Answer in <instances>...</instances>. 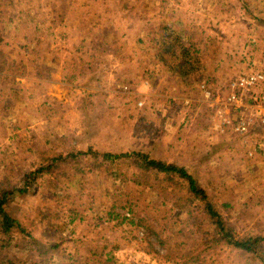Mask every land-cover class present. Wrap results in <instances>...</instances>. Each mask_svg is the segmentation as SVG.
Wrapping results in <instances>:
<instances>
[{"label": "rangeland", "instance_id": "374dc122", "mask_svg": "<svg viewBox=\"0 0 264 264\" xmlns=\"http://www.w3.org/2000/svg\"><path fill=\"white\" fill-rule=\"evenodd\" d=\"M0 53V180L12 183L5 209L25 228L14 237L21 260H40L38 240L58 245L39 264H264V240L241 251L220 239L208 208L234 242L264 239V160L249 150L258 131L219 128L229 82L263 60L264 0H0ZM92 150L144 151L204 193L59 158ZM52 156L53 175L32 176ZM130 202L140 222L110 221Z\"/></svg>", "mask_w": 264, "mask_h": 264}, {"label": "trees", "instance_id": "16d2710c", "mask_svg": "<svg viewBox=\"0 0 264 264\" xmlns=\"http://www.w3.org/2000/svg\"><path fill=\"white\" fill-rule=\"evenodd\" d=\"M1 55V53H0ZM70 156V159L68 158ZM68 157L66 156L64 159L61 158V162H68L69 161V166L72 167L71 163H75L78 161H81L80 165L85 163L84 165L88 166L93 162L99 163L96 166V169L99 170H104L108 171L109 168H112L113 165H123L129 172L131 178L133 179L132 181H141L143 178L144 180L147 181L146 177L150 173V175L154 178V182L152 181V185L150 186L151 188L154 189H161V182L163 181H168L173 184L174 188L180 190V192H186L190 194L191 196H199L202 195L204 192L198 185V181H196L184 168L174 166V165H168L162 161H156L152 157H150L148 154H146L144 151H132V152H125V153H118V154H108V153H99V152H94L93 150L90 151V153H84V152H76L74 155H69ZM90 157L91 159L88 160L84 159V157ZM82 157V158H81ZM68 158V159H67ZM81 158V159H80ZM44 163L39 165L38 170L32 175L36 174H44V172H47L50 175H53V162L54 164L57 161V157L52 156L51 158L44 159ZM48 164V165H47ZM120 168H124L122 166H119ZM71 169V168H70ZM83 174V179L85 182L87 181V178H84V176H87L89 174ZM63 175L68 176V173L65 171L63 172ZM24 184L25 187L28 188V186L33 185L32 178H29V175L23 176ZM141 184V182H139ZM144 183V182H142ZM147 183V182H145ZM139 184V185H140ZM12 185V183H10ZM5 179L0 180V264H27V262L21 260L19 253H17V249L19 250L18 246L15 244V235L17 233H24L25 228L23 227V224L19 222L17 219L13 218L7 211L6 207L10 203V198H13L15 195V192L10 189V186ZM22 190L21 192H23ZM163 191H165L163 189ZM176 191V190H175ZM172 195L175 193L171 192ZM194 194V195H193ZM84 195L80 196H75L74 198V204L76 205V200L77 202H80L83 200ZM185 197L190 204L193 203V198L183 196ZM79 198V199H78ZM171 196H166L167 201H171L170 199ZM183 198H180L177 196L176 202L174 206H176L179 209V212L182 210L186 211L188 208H186L185 201H182ZM195 200V198H194ZM83 208L81 211L83 212L80 216V220H83V216L86 217V210L84 208L86 207L85 205L82 206ZM130 210L126 212L127 214L124 215V217H121V213H119L116 209L109 214L110 221L113 220H118L119 218L122 220V224L124 222H130L132 226H135L138 222L141 221V218L135 214H133L132 210L134 208V205L130 202L129 206ZM211 215L216 218V223L220 226V233L222 237L220 239L222 240H228L231 245H234L238 247L239 249H242L241 251H247L249 253L255 252V247L259 242L263 241L264 239L256 238L255 241L256 243L252 244H243L241 242H234L233 240V231L229 229L226 225H224L222 221V216L211 206H208ZM126 207L124 206L121 208L122 211L125 212ZM119 210V209H118ZM65 212L63 216H60L58 220H52L50 222H45L44 219L47 218L45 217L43 219V224H45L48 228L53 227V225L60 221L61 219L64 220L66 218ZM46 215V214H45ZM69 217V216H68ZM113 217V218H112ZM176 219L173 222V224L178 222V217L179 214L175 216ZM75 220H73L74 222ZM121 224V225H122ZM158 225V226H157ZM161 224L157 223H149L150 230H153L155 226L158 228ZM162 227V226H160ZM149 231V230H148ZM163 231V230H162ZM34 245H36V248H33L37 252V258L40 259L36 264L41 263V258L42 254H44V248H45V253L48 252L49 250H53L55 252V249H57V243L53 244H46V246H43V242L36 240V242H33ZM32 245V244H31ZM53 246L54 248H51ZM252 246L254 248H252ZM33 247V246H32ZM104 243H103V248H96V250H99L96 252V255H104ZM81 250V248H75V250L72 251L73 255L72 258L77 257ZM71 255V254H70ZM71 257V256H70ZM96 261L98 262L96 256H94ZM109 260V259H108ZM110 261V260H109ZM99 263V262H98ZM103 263V262H102ZM104 264H108L104 261Z\"/></svg>", "mask_w": 264, "mask_h": 264}, {"label": "built area", "instance_id": "2783aa9c", "mask_svg": "<svg viewBox=\"0 0 264 264\" xmlns=\"http://www.w3.org/2000/svg\"><path fill=\"white\" fill-rule=\"evenodd\" d=\"M229 90L223 104L227 113L224 111L219 128L222 127V131L228 128L239 137L249 135L252 129L257 130L258 138L251 144L250 155L264 160V57L257 66L233 78Z\"/></svg>", "mask_w": 264, "mask_h": 264}]
</instances>
